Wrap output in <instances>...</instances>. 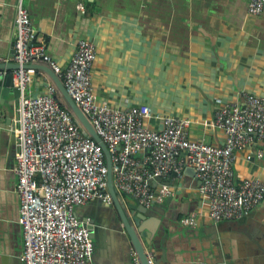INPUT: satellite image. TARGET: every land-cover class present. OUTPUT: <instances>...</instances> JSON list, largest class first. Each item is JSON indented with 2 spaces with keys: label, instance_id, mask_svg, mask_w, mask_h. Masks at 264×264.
<instances>
[{
  "label": "crops",
  "instance_id": "1",
  "mask_svg": "<svg viewBox=\"0 0 264 264\" xmlns=\"http://www.w3.org/2000/svg\"><path fill=\"white\" fill-rule=\"evenodd\" d=\"M18 2L0 0V63L5 74L17 65L13 56ZM23 3L37 39L63 67L69 65L80 39L95 44L92 77L99 102L119 108L147 104L156 113L189 119L193 139L222 145L225 133L211 125L219 105H244L248 93L264 97V11L250 14L248 0ZM47 82L52 79L40 70L32 77L31 94L42 93ZM18 101L13 92L0 97V264H23L15 172L19 147L12 129ZM147 123L162 127L156 118ZM259 152H264L260 141L237 151L236 183L264 178V154ZM160 182L174 193L150 207L148 226L155 233L141 235L155 260L165 251L168 264H264V200L246 216L216 221L207 216V201L195 175L171 173ZM120 195L125 202L130 197ZM76 210L81 219L94 223L95 264H133L134 246L114 203L94 200ZM194 211L200 212L198 224L184 225L182 219Z\"/></svg>",
  "mask_w": 264,
  "mask_h": 264
},
{
  "label": "built area",
  "instance_id": "2",
  "mask_svg": "<svg viewBox=\"0 0 264 264\" xmlns=\"http://www.w3.org/2000/svg\"><path fill=\"white\" fill-rule=\"evenodd\" d=\"M78 8L83 10V3ZM263 11L264 0H248L250 14ZM15 25L13 59L19 68L11 72L20 96L12 129L19 147L15 172L23 264H95L94 223L81 219L76 209L94 200L114 203L102 145L84 133L71 110L62 106L53 82H47L42 93L31 94L32 77L41 70L38 64L59 75L106 143L119 194L151 207L174 193L161 179L194 168L199 192L207 201V216L212 220L246 216L264 200V178H245L238 184L234 170L239 149L264 143L263 96L248 93L244 105H219L211 125L225 133L222 145L193 139L189 119L156 113L147 104L119 108L99 102L92 77L97 51L91 40L80 39L69 65L63 67L47 52L46 43L37 39L23 0L17 5ZM5 73L0 69V76ZM152 118L162 121L160 129L147 123ZM258 154L263 156L264 152ZM199 218L200 212L194 211L182 223L195 227ZM145 254L148 264H155L153 251L146 249ZM131 256L133 264H145L135 248Z\"/></svg>",
  "mask_w": 264,
  "mask_h": 264
},
{
  "label": "water",
  "instance_id": "3",
  "mask_svg": "<svg viewBox=\"0 0 264 264\" xmlns=\"http://www.w3.org/2000/svg\"><path fill=\"white\" fill-rule=\"evenodd\" d=\"M39 69L46 72L50 78L52 79L53 83L57 86L59 95L63 98L64 102L67 104V106L70 108L71 112L76 116V118L79 120L81 125L83 126L84 130L94 137L103 147L105 157H106V163L108 167V176H107V182H108V188L110 193L113 196L114 204L119 211V214L121 216L122 222L124 224V227L126 228V232L128 233L131 243L134 246V248L139 252L141 255L143 261L145 264H148L146 259V247H144V244L142 243L141 235L142 236H153L155 233V230L148 226V220L152 218L148 217V214L150 212V207H146L139 202H137L132 197H129L127 201L125 202L122 196L118 193V191L115 189L114 186V178H113V170H112V160L111 155L109 152V149L106 145V143L103 141V139L98 135L97 131L95 130L94 126L92 125L89 118L86 116V114L82 111V109L77 105V103L74 101L73 97L68 93L62 79L59 77L58 74H56L53 69L45 64H38L37 66ZM5 66L0 63V69H4ZM19 65L17 64L15 67L11 69H18ZM10 92H13L16 97L20 96L19 89L15 86L14 80H13V74L12 72L0 76V97L1 96H7ZM59 99V97L57 96ZM7 124H10L12 126V121H8ZM186 173L195 175L194 168H186ZM176 175L177 173H173ZM151 184L156 186L157 181H151ZM130 211V213H129ZM156 220V219H155ZM154 220V221H155ZM156 222V221H155ZM148 238V237H146ZM148 241V240H147ZM149 243V242H148ZM155 264H168V258L166 255V252L162 253V255L156 260Z\"/></svg>",
  "mask_w": 264,
  "mask_h": 264
},
{
  "label": "trees",
  "instance_id": "4",
  "mask_svg": "<svg viewBox=\"0 0 264 264\" xmlns=\"http://www.w3.org/2000/svg\"><path fill=\"white\" fill-rule=\"evenodd\" d=\"M53 82V81H52ZM58 97H59V101L61 102L62 106L65 107V108H68L70 109L67 104L64 102L63 98L59 95V92H58ZM76 121L81 125V123L79 122V120L76 118V116L74 115ZM82 129H83V126L81 125ZM84 133L88 134L84 129H83Z\"/></svg>",
  "mask_w": 264,
  "mask_h": 264
}]
</instances>
